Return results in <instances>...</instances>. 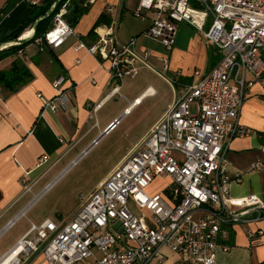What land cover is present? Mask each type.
Listing matches in <instances>:
<instances>
[{
    "label": "built area",
    "instance_id": "obj_1",
    "mask_svg": "<svg viewBox=\"0 0 264 264\" xmlns=\"http://www.w3.org/2000/svg\"><path fill=\"white\" fill-rule=\"evenodd\" d=\"M65 7L56 14L54 26L38 38L47 47L57 48L69 37H79L63 17ZM148 14L151 24L146 36L172 48L180 25L187 23L216 47L218 63L208 72L196 70L191 82L181 85L145 139L91 195L79 196V207L70 218L31 222L25 234L1 256L0 264H24L35 252H41L48 264H165L163 247L191 264H216L219 252L231 249L229 226L264 219V201L256 196H248L243 209L228 204L234 181L229 174V145L235 137L252 132L241 124L240 112L249 89L255 83L264 86V0H139L133 15L147 18ZM136 44L137 37L118 42L109 30L94 44L80 42L79 46L110 74L111 93L120 94L126 77L135 78L141 64L150 65L149 52L138 51ZM164 61L168 68V59ZM65 80V75L53 80L57 95L43 99L46 107H66ZM122 116L68 167L114 130ZM47 161L43 156L39 165ZM262 168L264 144L250 169ZM29 175L26 172L21 179L27 192L33 186ZM158 178L167 184L152 192L150 187Z\"/></svg>",
    "mask_w": 264,
    "mask_h": 264
},
{
    "label": "crops",
    "instance_id": "obj_2",
    "mask_svg": "<svg viewBox=\"0 0 264 264\" xmlns=\"http://www.w3.org/2000/svg\"><path fill=\"white\" fill-rule=\"evenodd\" d=\"M33 1L0 0V51L14 45L6 41L8 34L32 19L39 9L46 6L52 9L57 2L35 0L36 4H33ZM138 4L139 0H91L89 11L73 26L79 37L71 36L57 48L47 47L36 39L0 60V71L9 70L13 61L19 59L32 74V78L16 92H9L0 85V241L69 169L72 160L115 118L123 115V119L147 98L158 94L155 87L148 84L130 100L122 93L123 83L120 94L111 93L113 86L110 84V74L99 67L98 60L92 54L79 46L80 42L90 46L101 33L109 30L114 31L118 42L137 37V50L149 52L150 62V65L141 64L140 72L144 68L150 69L170 82L173 88V96L152 126L167 110L181 85L191 82L196 70L208 72L218 63L220 54L216 47L187 23L180 25L177 41L172 48L166 47L167 51L157 49L154 44L160 42L144 34L151 24V15L148 14L147 18L133 15ZM103 13L106 14V20L95 28L93 39L88 34ZM31 26L32 24L20 37L30 38L34 31ZM42 45H45L43 50ZM164 58L168 59V68L165 67ZM152 59L158 68L154 67ZM60 75L66 77L63 87L69 99L66 107L52 110L44 105L43 99H53L57 95L52 82ZM166 77L174 79L177 86ZM129 78L131 77L125 79ZM119 98L127 102L122 111L111 110L101 114L109 103ZM139 98L141 101L137 103L135 100ZM98 104H101L100 107L94 110ZM126 109L129 110L125 111ZM240 122L252 132L247 136L235 137L229 145V174L234 181L228 204L237 210L247 207L248 196H256L264 201V168L257 171L250 169L252 162L261 156V145L264 144L262 84L255 83L249 89L240 112ZM152 126L113 167L144 140ZM88 138L91 140L75 153V157L70 158ZM43 156L48 157V161L39 165ZM26 172H30L33 185L28 192L21 182ZM238 177H241L240 181H237ZM161 181L163 185L154 188L152 192H159L165 187L167 180ZM51 182L52 186L42 193L44 187ZM39 194L35 200L34 197ZM19 215L13 226H9ZM259 230L263 234H259ZM25 232L13 243L0 247V258ZM227 241L231 244V249L220 251L216 264H264V219L229 226ZM162 253L165 264H191L168 247H163ZM24 264L48 263L41 252H35ZM152 264L157 263L154 261Z\"/></svg>",
    "mask_w": 264,
    "mask_h": 264
},
{
    "label": "rangeland",
    "instance_id": "obj_3",
    "mask_svg": "<svg viewBox=\"0 0 264 264\" xmlns=\"http://www.w3.org/2000/svg\"><path fill=\"white\" fill-rule=\"evenodd\" d=\"M154 46L157 49L167 51L166 46L160 43L154 44ZM152 63L154 67L158 68L153 59ZM122 83V93L130 100L148 84H152L158 94L147 98L132 110L114 130L101 138L95 147L70 167L52 188L5 234L0 241V247L13 243L29 228L31 220L40 222L50 218L59 222L61 219L70 218L79 207V196L81 194L91 195L99 184L109 176L116 167H113L116 161L126 155L129 149L148 131L160 117L167 101L173 96V88L170 82L168 83L150 69L144 68L136 78L125 79ZM173 84L175 87L177 86L175 83ZM126 105L127 102L119 98L117 101L109 103L101 111V114L111 110L122 111ZM193 110H195L194 106ZM90 140L91 138L85 140L70 158L75 157V153L80 151ZM57 174L58 172L55 175ZM162 185L163 182L158 178L152 183L150 190L153 191L154 188ZM130 205L138 213L134 205ZM96 253L98 255V252Z\"/></svg>",
    "mask_w": 264,
    "mask_h": 264
},
{
    "label": "trees",
    "instance_id": "obj_4",
    "mask_svg": "<svg viewBox=\"0 0 264 264\" xmlns=\"http://www.w3.org/2000/svg\"><path fill=\"white\" fill-rule=\"evenodd\" d=\"M90 1L91 0H62L56 6L54 11L49 15H46V13L48 12V10H50V6H46L39 9V11L33 16L32 19H29L28 21L24 22L16 29H14L10 34H8L6 41L19 38L27 27H29L31 24V27H34L35 21L39 17L43 16L38 22L37 31H33V34L35 32V35L33 36L32 34V36L30 37L33 38L26 43L14 44L8 48L1 50L0 60L11 54H14L19 49H22L27 43L36 41V39L44 37L46 32L54 26L55 16L63 8L64 4H66V7L63 17L70 25L75 27L82 18V16L89 11ZM105 20L106 14L103 13L97 20L93 29L89 32L88 36L94 39L95 28L101 25ZM31 78L32 74L19 59L13 61L12 66L9 70L0 71V85L9 92L18 91V89L22 85L27 83Z\"/></svg>",
    "mask_w": 264,
    "mask_h": 264
},
{
    "label": "water",
    "instance_id": "obj_5",
    "mask_svg": "<svg viewBox=\"0 0 264 264\" xmlns=\"http://www.w3.org/2000/svg\"><path fill=\"white\" fill-rule=\"evenodd\" d=\"M61 1H62V0H57V2H56V4L54 5V7H53L52 9L48 10V12L46 13V15L51 14V13L54 11V9L56 8V6H57ZM44 16H45V15H44ZM42 17H43V16H42ZM42 17H39V18L35 21V23H34V30H35V32L37 31L38 22H39V20H40ZM35 32H34L33 36L35 35ZM32 38H33V37H32ZM32 38L27 39V38L19 37V38H17V39L10 40L9 42L14 43V44L26 43V42H28L29 40H31Z\"/></svg>",
    "mask_w": 264,
    "mask_h": 264
},
{
    "label": "bare ground",
    "instance_id": "obj_6",
    "mask_svg": "<svg viewBox=\"0 0 264 264\" xmlns=\"http://www.w3.org/2000/svg\"><path fill=\"white\" fill-rule=\"evenodd\" d=\"M31 34V33H30ZM28 39V38H27ZM137 103H140L141 99L139 98L138 100H135Z\"/></svg>",
    "mask_w": 264,
    "mask_h": 264
}]
</instances>
